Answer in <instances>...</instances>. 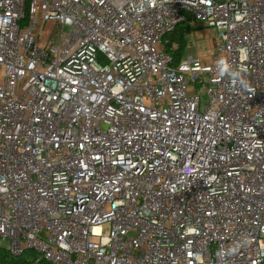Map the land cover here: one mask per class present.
I'll return each instance as SVG.
<instances>
[{
    "label": "built area",
    "instance_id": "obj_1",
    "mask_svg": "<svg viewBox=\"0 0 264 264\" xmlns=\"http://www.w3.org/2000/svg\"><path fill=\"white\" fill-rule=\"evenodd\" d=\"M0 249L264 264V0H0Z\"/></svg>",
    "mask_w": 264,
    "mask_h": 264
},
{
    "label": "trees",
    "instance_id": "obj_2",
    "mask_svg": "<svg viewBox=\"0 0 264 264\" xmlns=\"http://www.w3.org/2000/svg\"><path fill=\"white\" fill-rule=\"evenodd\" d=\"M195 30L191 24L183 23L176 27L174 32L165 37V50L174 58L175 64H179L188 47V36ZM37 255L32 250H26L20 256H13L4 249H0V264H47L37 263Z\"/></svg>",
    "mask_w": 264,
    "mask_h": 264
},
{
    "label": "rangeland",
    "instance_id": "obj_3",
    "mask_svg": "<svg viewBox=\"0 0 264 264\" xmlns=\"http://www.w3.org/2000/svg\"><path fill=\"white\" fill-rule=\"evenodd\" d=\"M193 30L188 36V50L183 57L184 60H187L189 57L199 58L200 56L206 57L211 53V43L212 40L216 37L214 31H209L200 27L197 24H192ZM206 96H203V101L206 103Z\"/></svg>",
    "mask_w": 264,
    "mask_h": 264
}]
</instances>
